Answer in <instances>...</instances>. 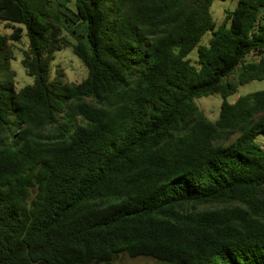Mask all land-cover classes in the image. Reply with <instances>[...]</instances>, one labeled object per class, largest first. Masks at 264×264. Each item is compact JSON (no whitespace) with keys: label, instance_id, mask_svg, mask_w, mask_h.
Segmentation results:
<instances>
[{"label":"trees","instance_id":"obj_1","mask_svg":"<svg viewBox=\"0 0 264 264\" xmlns=\"http://www.w3.org/2000/svg\"><path fill=\"white\" fill-rule=\"evenodd\" d=\"M214 1L0 0V264H264V0Z\"/></svg>","mask_w":264,"mask_h":264},{"label":"rangeland","instance_id":"obj_2","mask_svg":"<svg viewBox=\"0 0 264 264\" xmlns=\"http://www.w3.org/2000/svg\"><path fill=\"white\" fill-rule=\"evenodd\" d=\"M238 0H215L211 11L214 19L218 24L224 22L226 13L228 10H233L236 7ZM18 27V25H15ZM13 29L11 26H7L5 23L0 21V34L10 35ZM211 37V33H208L203 38V43H207ZM70 39V38H69ZM73 42L72 39H70ZM29 41L26 36V32L23 33V37L20 43H13V49L15 51V59L12 62V67L16 72V83L17 88L21 89L27 85H31L34 79L27 75L26 70L21 65L22 52L28 48ZM190 58L195 61L198 58L197 50H194L190 54ZM259 57L257 55H250L247 57V61H257ZM57 69L63 70L65 78L68 82L80 83L87 76V68L77 58L71 49H65L57 55V59L53 64L52 77ZM237 72L232 74L227 80L238 86L237 93L228 98L230 103H234L241 96H245L249 93L264 90V80L252 81L246 85L240 86L237 80ZM222 103V97L219 94L203 97L196 100V104L205 113V115L212 121H215L219 117L220 107ZM256 142L264 150V134H259L256 138ZM155 260L151 257H138L130 258L127 255H121L116 258L112 264H152Z\"/></svg>","mask_w":264,"mask_h":264}]
</instances>
